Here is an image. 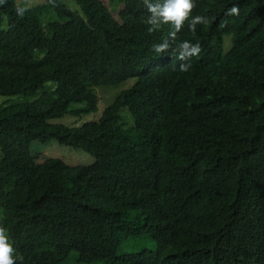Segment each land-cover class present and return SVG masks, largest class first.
Here are the masks:
<instances>
[{"label":"trees","instance_id":"obj_1","mask_svg":"<svg viewBox=\"0 0 264 264\" xmlns=\"http://www.w3.org/2000/svg\"><path fill=\"white\" fill-rule=\"evenodd\" d=\"M74 1L83 15L0 3V97H33L0 106L15 264H264V0H192L178 30L149 22L145 0ZM130 79L99 121L51 122L97 112L95 89ZM34 141L95 162L39 161Z\"/></svg>","mask_w":264,"mask_h":264},{"label":"rangeland","instance_id":"obj_2","mask_svg":"<svg viewBox=\"0 0 264 264\" xmlns=\"http://www.w3.org/2000/svg\"><path fill=\"white\" fill-rule=\"evenodd\" d=\"M17 4L21 8H26L28 6H34L38 4H42V0H16ZM64 3L74 12H78L81 15L82 12L79 6L75 3L74 0H63ZM55 20V13H50L45 16V21ZM228 40L230 37H226L225 41V50H228L230 47ZM135 82V79H130L122 84L116 86H103L97 87L96 94L99 98L98 102V111L92 113L90 115H82V116H73V115H65L62 118L54 119L51 122L53 124H62L69 127H78L87 122L91 121H99L102 117L104 110L114 101V99L121 94L124 90L129 89ZM33 97H24V96H11V97H0V106H6L13 103L32 101ZM123 121L126 123L127 127L133 125V118L130 112L127 109H124L122 112ZM32 149L35 150L34 154L38 157L37 160L44 161L47 158H59L62 159L69 165H91L95 162V158L84 152L83 150H77L69 146L61 145L56 141H51L48 143H40L34 141L32 143ZM148 241V242H147ZM141 244H134L133 242H127L123 245L120 250V254L127 252L129 250H137L144 247H150L151 241L146 238L140 240ZM63 264H82L78 262L77 256L73 252L69 258Z\"/></svg>","mask_w":264,"mask_h":264},{"label":"clouds","instance_id":"obj_3","mask_svg":"<svg viewBox=\"0 0 264 264\" xmlns=\"http://www.w3.org/2000/svg\"><path fill=\"white\" fill-rule=\"evenodd\" d=\"M0 3H3V0H0ZM145 7L150 14L148 17L149 22L170 23L178 30L192 9L193 3L192 0H145ZM16 11L17 14L23 12L20 8H17ZM236 11L235 7L230 9L231 13ZM203 19L204 17L199 15L193 16L188 25L189 29L194 30L195 25ZM188 44V41L181 43L180 47L185 50L183 54L196 51L195 48L189 49ZM181 70L184 71L185 69L182 68ZM13 252L14 249L9 243V237L3 230H0V264H15Z\"/></svg>","mask_w":264,"mask_h":264}]
</instances>
